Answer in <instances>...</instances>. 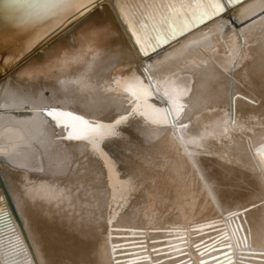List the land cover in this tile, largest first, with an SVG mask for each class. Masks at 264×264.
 Returning <instances> with one entry per match:
<instances>
[{"label": "bare ground", "instance_id": "1", "mask_svg": "<svg viewBox=\"0 0 264 264\" xmlns=\"http://www.w3.org/2000/svg\"><path fill=\"white\" fill-rule=\"evenodd\" d=\"M164 2L97 0L57 27L62 10L48 12L53 0H0V197L11 220L0 227V264H198L194 244L215 242L210 256L223 258L221 233L239 264L222 208L249 209L237 221L242 239L251 230L242 250L264 251V161L255 151L264 146V0L233 8L221 0V16L143 56L128 22L150 24ZM229 37L243 53L239 67L230 66ZM132 74L188 85L181 123L206 135L190 157L174 123L131 117L101 145L116 164L110 180L91 146L63 139L45 113L112 123L131 111L116 82ZM151 103L168 106L154 89ZM226 114L236 123L220 135ZM211 223L204 235L192 231ZM170 231L185 236L186 254L169 248L177 241Z\"/></svg>", "mask_w": 264, "mask_h": 264}, {"label": "snow or ice", "instance_id": "2", "mask_svg": "<svg viewBox=\"0 0 264 264\" xmlns=\"http://www.w3.org/2000/svg\"><path fill=\"white\" fill-rule=\"evenodd\" d=\"M97 0H53L52 6L48 9L49 13H55L56 9H61L59 22L57 27L65 20L72 16L73 12H78L83 15L88 10L89 5H94ZM228 8H233L236 5L243 3V0H225ZM161 9L155 18L149 17L150 24L146 25L141 23L138 28L128 22V30L131 32L135 44L138 46L140 53L143 56H148L154 53L157 49L163 47L166 43H170L178 36L185 35L208 21L221 16L225 12L224 4L221 0H192L191 3H186L185 0L173 2V0H165L164 3L158 5ZM75 18V17H73ZM69 22H71L69 20ZM47 35V33H45ZM43 37H41L42 39ZM232 43L229 45L228 60L231 67H239V61L243 57L241 49L236 46L235 37H229ZM38 42V41H37ZM35 46V45H33ZM31 50V49H29ZM215 51V49L213 50ZM151 84H146L139 76L132 74L131 77L123 81H117L118 88L128 95V104L131 106V111L126 115H121L112 123H101L96 121H89L80 115H76L70 111H61L52 109L45 114L56 121L57 127H62L65 130L63 139L70 141H84L91 146V150L104 161L105 167L109 170V179L111 180L116 172V164L112 158L106 153L101 145L113 138H118L119 133L117 128L126 123L131 117L138 116L143 118L145 124L154 126L169 127L173 123L180 136V143L184 146L185 151L190 157L196 155L195 149L203 148L202 141L205 134L194 135L189 132L190 123H181V117L185 110L186 105L183 99L189 95L191 88L182 83L179 78L165 77L163 80L148 77ZM153 89L155 93L161 95L167 101V108L157 106L151 103L153 97ZM234 117L228 116L222 122L223 130L220 135H226L229 131V125H235ZM217 127H220L218 125ZM175 141V137H172ZM256 155L261 157L264 161V146L257 148ZM128 184L130 188L135 191V180L129 179ZM112 185L110 184V187ZM115 198V197H114ZM255 206V205H254ZM225 213V218L228 219L233 227V237L236 239V250L239 253V264H246L249 259H255L257 256L261 257L260 264H264V251L255 252L249 251L245 253L242 249L250 248L249 238L251 230L248 229L246 238H241L240 233L245 231L241 224L237 221L239 217L243 216L249 209L245 208L242 212H231L227 209H221ZM235 218V219H233ZM247 224V221H244ZM0 227L5 230L11 228V220L9 212L5 210L3 197H0ZM215 228L214 223L202 225L193 228L192 231L200 235H204L205 228ZM169 235H175L180 244L169 242L168 246L176 253H184V248L181 246L187 244L188 241L185 236L180 235L174 231H170ZM229 237L226 233H221L220 242L228 249L222 252L221 256H210L211 250L216 247L215 242L208 245L206 242L203 251H200V244H194L198 250V255L201 257L198 264H233L232 259V244L225 243ZM140 247H145L143 242H138ZM116 251V249H113ZM145 250H147L145 248ZM154 252L159 253V249H153ZM167 255V253H165ZM209 255L210 259L205 260L203 257ZM145 260L148 257H144ZM129 264H137V261H130ZM181 264H186L182 261Z\"/></svg>", "mask_w": 264, "mask_h": 264}, {"label": "water", "instance_id": "3", "mask_svg": "<svg viewBox=\"0 0 264 264\" xmlns=\"http://www.w3.org/2000/svg\"><path fill=\"white\" fill-rule=\"evenodd\" d=\"M179 37V36H178ZM166 45V44H165ZM0 190H4L3 189V185H2V182H1V180H0ZM6 201H7V203H8V200H7V198H6ZM5 206V205H4ZM5 210H6V208H5ZM14 218H15V216H14ZM15 220H16V218H15ZM18 223V222H17ZM215 224V223H214ZM219 228V227H218ZM173 239H176V237L175 238H173ZM174 244H180V241H176V242H174ZM200 251H203V249H202V247L200 248ZM197 254H198V251H197Z\"/></svg>", "mask_w": 264, "mask_h": 264}]
</instances>
